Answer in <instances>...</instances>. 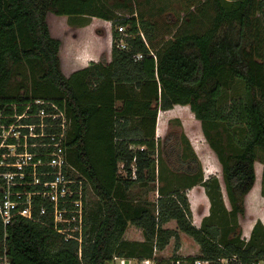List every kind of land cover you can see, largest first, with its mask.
I'll return each instance as SVG.
<instances>
[{
	"label": "trees",
	"instance_id": "1",
	"mask_svg": "<svg viewBox=\"0 0 264 264\" xmlns=\"http://www.w3.org/2000/svg\"><path fill=\"white\" fill-rule=\"evenodd\" d=\"M214 5L216 15L205 31L177 35L155 53L150 44L155 37L145 23L137 16L114 23L102 0H0V106L40 99L64 110L70 121L66 157L98 198L97 210L89 206L81 256L78 242L16 217L8 228L11 264H110L115 257L151 258L172 240L178 251L182 234L192 238L199 251L188 258L174 253L163 258L165 264L234 256L244 263L264 259L262 249L223 245L217 229L194 225L179 193L162 194L156 201L157 215L129 194L154 163L156 130L164 128L159 112L188 105L205 126L224 128L232 152L222 145L217 152L232 214H245L244 196L256 185V150L264 148V54L248 44L257 14L264 24V0H214ZM49 13L112 22L111 60L91 61L67 76L62 42L51 35ZM121 40L125 48L119 47ZM11 63L38 68L32 94L12 95ZM229 77L243 80L246 94L221 104ZM239 125L242 138L236 140L232 129ZM133 167L135 179L130 178ZM131 230L138 232L136 238L129 237Z\"/></svg>",
	"mask_w": 264,
	"mask_h": 264
},
{
	"label": "rangeland",
	"instance_id": "2",
	"mask_svg": "<svg viewBox=\"0 0 264 264\" xmlns=\"http://www.w3.org/2000/svg\"><path fill=\"white\" fill-rule=\"evenodd\" d=\"M102 3L112 14L114 23L130 16H137L144 22L147 30L155 37L150 43L155 53L177 35L202 33L213 23L216 15L214 0H102ZM256 17L258 22L248 44H253L256 53L264 54V24L259 14ZM47 21L51 35L62 42L60 53L66 75L78 69V59L87 60L86 63L102 59L108 61L112 44V22L88 16L66 17L52 13L48 14ZM85 23H88L87 26L81 28ZM140 35L148 42L142 30ZM83 50L88 51V54L83 57L78 54V57L76 52L81 53ZM88 55L92 59L88 60ZM10 65L13 69L10 81L12 95L23 97L25 94H32L40 73L38 68L26 63ZM245 94L243 80L229 77L222 90L220 103L229 105ZM159 119H162L160 123L164 124V128L162 131L158 128L156 130L155 150L152 154L154 163L151 170L146 171L145 180L137 181L129 190L131 198L146 204L157 215V199L165 193H179L187 201L192 223L199 228L217 229L221 244L232 242L241 248L253 245L257 250H264V148L256 150L259 159L255 163L256 185L244 196L245 214L235 216L232 214L233 202L224 181L223 163L217 152L221 145L226 151H231L222 125H218L216 129L209 128L207 123L205 126L188 105H175L169 110H163L159 112ZM206 127L209 128V137L205 133ZM241 130L242 126H233L232 134L237 137L236 140L242 138ZM212 139L215 146L212 145ZM119 168L121 175L125 176L123 166L120 165ZM135 177L132 172L130 178ZM87 197L88 210L89 206L97 210L98 198L90 187ZM136 236L138 232L131 230L129 237ZM180 243L181 247L177 251L172 240L163 252L155 250L151 258L156 264H165L163 258L174 253L188 258L199 251L196 242L185 234L181 235ZM131 264H138L137 259L134 258Z\"/></svg>",
	"mask_w": 264,
	"mask_h": 264
},
{
	"label": "built area",
	"instance_id": "3",
	"mask_svg": "<svg viewBox=\"0 0 264 264\" xmlns=\"http://www.w3.org/2000/svg\"><path fill=\"white\" fill-rule=\"evenodd\" d=\"M125 30L118 27L124 35ZM119 47H126L124 40ZM69 123L65 111L50 101L0 106V264H11L8 228L16 217L50 228L65 241L78 242L81 256L89 186L66 157ZM133 259L115 257L112 262L131 264ZM137 263L156 264L152 258L137 259ZM172 263L264 264V259L244 263L234 256L177 259Z\"/></svg>",
	"mask_w": 264,
	"mask_h": 264
},
{
	"label": "crops",
	"instance_id": "4",
	"mask_svg": "<svg viewBox=\"0 0 264 264\" xmlns=\"http://www.w3.org/2000/svg\"><path fill=\"white\" fill-rule=\"evenodd\" d=\"M77 54V56L79 57V55L78 54H80V55H82L81 57H83L84 55H87L88 54V51L86 52L85 50H83L81 53H79V52H76ZM72 58L74 59V57L72 56ZM78 59V58H77ZM84 59V58H83ZM89 59H92L91 58V56L90 55H88V60ZM93 59H95V58H93ZM79 60V59H78ZM76 61V63H77V65L76 66H78V69H80L81 67H84V66H87L89 63H86V61L87 60H79V61ZM111 60V53H110V55L108 56V62ZM92 61H98V60H92ZM74 62V61H73ZM84 62L86 63V64H84ZM89 62H91V61H89ZM74 65H75V63H74ZM84 65V66H83ZM77 69V70H78ZM76 71V70H75ZM72 74V73H71ZM67 76H69V75H67ZM158 129H159V126H158ZM160 130V129H159ZM160 131H162V130H160Z\"/></svg>",
	"mask_w": 264,
	"mask_h": 264
}]
</instances>
